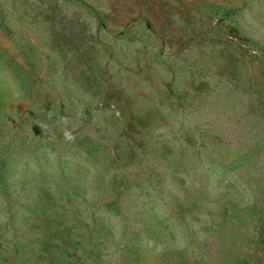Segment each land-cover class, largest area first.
<instances>
[{
  "label": "rangeland",
  "instance_id": "obj_1",
  "mask_svg": "<svg viewBox=\"0 0 264 264\" xmlns=\"http://www.w3.org/2000/svg\"><path fill=\"white\" fill-rule=\"evenodd\" d=\"M0 264H264V0H0Z\"/></svg>",
  "mask_w": 264,
  "mask_h": 264
}]
</instances>
